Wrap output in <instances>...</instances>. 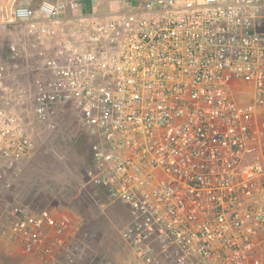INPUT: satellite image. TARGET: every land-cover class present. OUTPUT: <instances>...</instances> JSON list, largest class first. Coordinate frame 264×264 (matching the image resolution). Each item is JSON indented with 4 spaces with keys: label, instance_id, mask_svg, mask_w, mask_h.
I'll list each match as a JSON object with an SVG mask.
<instances>
[{
    "label": "built area",
    "instance_id": "obj_1",
    "mask_svg": "<svg viewBox=\"0 0 264 264\" xmlns=\"http://www.w3.org/2000/svg\"><path fill=\"white\" fill-rule=\"evenodd\" d=\"M112 4L10 12L25 40L0 60V217L41 263L81 261L70 215L6 203L32 127L58 131L70 109L89 141L84 187L123 208L135 259L99 264H264V0Z\"/></svg>",
    "mask_w": 264,
    "mask_h": 264
},
{
    "label": "rangeland",
    "instance_id": "obj_2",
    "mask_svg": "<svg viewBox=\"0 0 264 264\" xmlns=\"http://www.w3.org/2000/svg\"><path fill=\"white\" fill-rule=\"evenodd\" d=\"M25 1L30 0H0V60H7L11 42L22 48L25 29L10 23L8 17L14 7ZM95 1L99 12L114 8L113 0ZM42 2L32 0V7L37 9ZM66 25L70 32L71 25ZM36 40L40 42L38 38ZM43 45L50 49L55 46V41L47 39ZM32 50L29 56L34 64L38 61L36 47H32ZM32 128L35 149L13 191L7 195V205L20 203L28 205L36 213L70 215L75 223L71 240L80 243L78 248L82 260L78 264H99L104 259L135 261L130 248L120 236L125 216L123 208L119 204H110L104 197L101 198L102 204L97 203L91 198L93 189L84 187L90 165L89 143L76 124L72 111L68 109L63 115L58 131L38 126ZM2 244L0 264H43L24 251L4 216L0 217Z\"/></svg>",
    "mask_w": 264,
    "mask_h": 264
},
{
    "label": "crops",
    "instance_id": "obj_3",
    "mask_svg": "<svg viewBox=\"0 0 264 264\" xmlns=\"http://www.w3.org/2000/svg\"><path fill=\"white\" fill-rule=\"evenodd\" d=\"M44 1H46V0H43V2H44ZM47 1H48V0H47ZM54 1H57V0H54ZM30 3H31V5H32V0H30ZM40 4H41V3H40ZM40 4H39V5H40ZM32 6H33V5H32ZM37 8H38V7H37ZM0 246H2V247H3V244H2V245H0ZM5 246H6L8 249H10V247H9V246H7V245H5ZM81 260H82V259H81Z\"/></svg>",
    "mask_w": 264,
    "mask_h": 264
},
{
    "label": "trees",
    "instance_id": "obj_4",
    "mask_svg": "<svg viewBox=\"0 0 264 264\" xmlns=\"http://www.w3.org/2000/svg\"><path fill=\"white\" fill-rule=\"evenodd\" d=\"M86 136V135H85ZM87 138V137H86ZM88 140V139H87ZM88 143H89V141H88Z\"/></svg>",
    "mask_w": 264,
    "mask_h": 264
}]
</instances>
